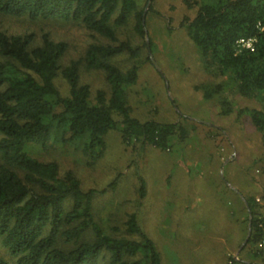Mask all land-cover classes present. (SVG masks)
Instances as JSON below:
<instances>
[{"label":"trees","instance_id":"16d2710c","mask_svg":"<svg viewBox=\"0 0 264 264\" xmlns=\"http://www.w3.org/2000/svg\"><path fill=\"white\" fill-rule=\"evenodd\" d=\"M186 4L199 6L184 26L207 70L229 74L238 95L263 105L264 0H216L203 5L186 0ZM2 17L71 21L108 40L89 48L86 63L105 73L110 95L100 91L94 101L91 88L80 83V63L61 66L66 43L45 34L35 45L33 34H10L0 27V242L15 264H162L136 213L128 216L124 231L115 228L116 236L106 233L93 211L95 199L105 190H84L73 172L62 175L57 163L42 162L29 151L32 145L46 148L58 141L74 144L97 161L105 155V137L119 124L124 142L135 139L157 149H169L176 135L181 140L188 137L180 123L133 118L127 92L138 82L140 66L123 71L113 62L121 56L139 58L142 48L130 39L121 40L119 34L132 26L135 35L145 39V10L138 0H0ZM243 39L256 40L254 51L239 48ZM145 45L150 51L151 44ZM59 76L69 86L67 97L56 84ZM220 89L221 85L208 90L205 97H216ZM244 111L264 144V108ZM141 193L144 197V188ZM242 193L245 238L252 215L250 237L242 251L257 248L262 254L264 205L255 195ZM261 199L264 202V193ZM0 264L10 263L0 256Z\"/></svg>","mask_w":264,"mask_h":264},{"label":"rangeland","instance_id":"374dc122","mask_svg":"<svg viewBox=\"0 0 264 264\" xmlns=\"http://www.w3.org/2000/svg\"><path fill=\"white\" fill-rule=\"evenodd\" d=\"M194 1L200 5L216 2ZM138 3L147 15L146 38L135 35L132 26L122 29L119 38L130 39L142 48L141 54L135 60L121 56L113 61L123 71L134 64L140 66L139 80L127 92L132 117L141 122L180 123L188 137L181 140L176 135L169 149H157L135 139L124 142L119 124L118 130L105 137V155L100 160L88 159L74 144L58 141L46 148L32 145L30 154L42 162L57 163L62 175L73 172L84 190H105L95 199L93 211L106 233L118 235L114 229L124 231L128 216L136 213L162 264H230L236 256L227 248L236 242L237 228L228 227L225 205L214 190L219 192L229 183L261 199L264 144L244 110L262 109L264 104L241 97L229 74H214L202 63L184 26L185 19L196 16L199 6L189 8L186 0ZM0 27L10 34H33L35 45L42 43L45 34L66 43L61 66L80 63V83L91 88L94 101L98 92L109 93L105 73L86 63L89 48L108 44V40L79 23L63 20L2 17ZM145 43L151 44L150 51ZM56 84L64 97L69 96L63 77L59 76ZM219 85V95L207 99L206 92ZM224 102L230 105L224 107ZM115 117L120 123V117ZM248 217L249 235L252 215ZM251 251L255 254L249 257L254 258L249 259L251 264H264V256H258L261 252L257 248ZM0 256L15 264L1 242Z\"/></svg>","mask_w":264,"mask_h":264},{"label":"crops","instance_id":"0c3cea01","mask_svg":"<svg viewBox=\"0 0 264 264\" xmlns=\"http://www.w3.org/2000/svg\"><path fill=\"white\" fill-rule=\"evenodd\" d=\"M213 188V186H212ZM210 188V189H212ZM228 188H231L233 192H230ZM214 190V189H212ZM214 192L218 195L221 203L225 205V217L227 219L228 227L237 228V232L235 235L237 236L236 242H230V246L227 248L230 252H233L235 256L239 257L238 262L241 264H251V261H254V258H249L250 256H255L251 250L242 251L244 248V243L247 238L244 237L243 230V222L245 220V214L243 210V203L245 202L244 195L242 191L233 188L229 183H226V186L221 188L218 192V189L214 190ZM225 243H229L224 240ZM230 254V253H229ZM258 256H264V253ZM254 263V262H252Z\"/></svg>","mask_w":264,"mask_h":264},{"label":"built area","instance_id":"2783aa9c","mask_svg":"<svg viewBox=\"0 0 264 264\" xmlns=\"http://www.w3.org/2000/svg\"><path fill=\"white\" fill-rule=\"evenodd\" d=\"M255 42H256L255 39H248V40H244L243 39V40H240L238 42V46H239V48H243V49H248L250 51H254ZM256 201H257V203L264 205V202L260 198L256 199ZM259 249L264 250V226H262V238H261V240L259 242ZM233 260L238 261L239 257L236 256L235 259H233Z\"/></svg>","mask_w":264,"mask_h":264},{"label":"water","instance_id":"95a60500","mask_svg":"<svg viewBox=\"0 0 264 264\" xmlns=\"http://www.w3.org/2000/svg\"><path fill=\"white\" fill-rule=\"evenodd\" d=\"M250 216H251V213H250ZM250 232H251V221H250ZM250 232H249L248 238L250 237ZM248 238H247V240H248ZM247 240L245 241L244 245H246Z\"/></svg>","mask_w":264,"mask_h":264}]
</instances>
